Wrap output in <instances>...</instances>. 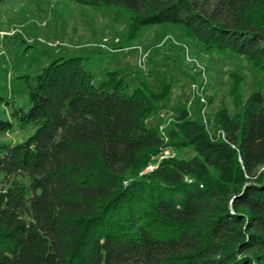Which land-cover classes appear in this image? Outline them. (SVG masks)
<instances>
[{"label": "trees", "instance_id": "1", "mask_svg": "<svg viewBox=\"0 0 264 264\" xmlns=\"http://www.w3.org/2000/svg\"><path fill=\"white\" fill-rule=\"evenodd\" d=\"M76 1L123 10L129 41L172 26L243 56L264 86V0ZM94 81L85 59L55 61L15 111L36 132L0 143V264H264V91L220 110L218 135L181 110L166 142L148 119L169 86ZM13 130L0 120V138Z\"/></svg>", "mask_w": 264, "mask_h": 264}, {"label": "rangeland", "instance_id": "2", "mask_svg": "<svg viewBox=\"0 0 264 264\" xmlns=\"http://www.w3.org/2000/svg\"><path fill=\"white\" fill-rule=\"evenodd\" d=\"M129 19L119 8L85 6L76 0H5L0 3V120L14 125L0 143L18 145L36 130H21L17 110L28 111L30 87L55 61L83 58L94 85L115 72L131 87L170 88L168 99L148 119L167 142L181 110L201 120L212 135L218 112L242 113L248 98L264 91L253 62L230 52H206L178 27H150L127 39ZM189 160V150H168ZM158 159L155 160L154 164ZM264 170V168H263ZM0 176V190L4 187Z\"/></svg>", "mask_w": 264, "mask_h": 264}]
</instances>
